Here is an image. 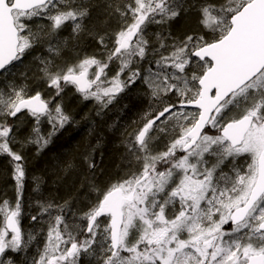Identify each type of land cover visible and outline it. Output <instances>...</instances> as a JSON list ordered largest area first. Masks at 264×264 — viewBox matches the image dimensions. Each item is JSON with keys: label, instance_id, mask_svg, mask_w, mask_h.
Masks as SVG:
<instances>
[{"label": "snow or ice", "instance_id": "snow-or-ice-1", "mask_svg": "<svg viewBox=\"0 0 264 264\" xmlns=\"http://www.w3.org/2000/svg\"><path fill=\"white\" fill-rule=\"evenodd\" d=\"M108 8L118 27L96 34L99 56L61 65L67 39L59 33L69 23L73 34L84 31L88 6L0 0V155L13 163L17 191L15 201L0 200V264H12L6 252L37 239L21 228L22 150H43L69 122L55 98L72 85L107 107L137 80L157 106L125 141L121 174L93 184L95 198L79 214L68 201L36 200L30 219L46 229L32 264H81L83 256L95 264H264V0H113ZM189 8L198 14L197 30L156 33L155 40L148 34L150 24ZM34 18L47 24L34 27ZM40 45L48 53L35 57L40 79L54 96L8 80L14 62ZM21 114L34 124L18 140Z\"/></svg>", "mask_w": 264, "mask_h": 264}, {"label": "trees", "instance_id": "trees-1", "mask_svg": "<svg viewBox=\"0 0 264 264\" xmlns=\"http://www.w3.org/2000/svg\"><path fill=\"white\" fill-rule=\"evenodd\" d=\"M76 2L82 3L83 0H76ZM196 2L197 0H185L187 4H195ZM111 3H113V0H86L85 3L83 2L89 9V15L84 20L85 30L79 35L70 36L72 32L69 33L71 28V24L69 23L63 28L66 31L59 33L61 39H67V46L62 49L60 57L57 58L56 62L58 64L75 63L85 55L96 54L99 56L103 49L101 50L100 47L96 46V34H104L117 28L115 25L117 20L110 15L108 8V5ZM183 13L185 17L184 21L188 22L187 26L192 28L195 25L198 29V19L195 16L197 14L196 10L189 8ZM153 25L156 32L159 30L158 33L162 35H167V32H171L172 36L175 35L171 30L173 25L171 20L164 25L150 24L149 26ZM148 34L150 35V32ZM30 54L31 56L21 66L12 71L10 81L17 84L26 83L30 89L39 88L45 95V84L40 79V72L38 70L39 61L35 57L47 56L48 53L46 48L40 45L34 48ZM144 65V63L140 65L142 76L144 69L147 67ZM24 67L26 68L24 69ZM3 80L5 78H1L0 76V87L5 86ZM133 84L134 88L131 90V86L128 85L126 92L130 91L129 94L133 97L134 104H122L116 110L113 120L110 115L104 116L99 121H95L91 115H89L88 119L82 117V124L79 126L80 133H67L62 138L55 140L52 146H50L49 142L39 152H37L35 145H28L22 150L25 176L30 180L29 183L24 181L21 200L22 209L25 207V215L36 213L35 202L38 199L50 200L56 204H63L65 201H68L71 212L79 214L95 198V194L91 190L93 184L103 187L107 181L116 179L121 174V170L124 167V143L131 134V127L141 117L150 114L154 110V107L157 106V102L148 94V89L141 80H137ZM69 93L78 96L70 88L66 87L64 88V93L55 99H61L62 102L60 103L62 107L69 111L70 116L72 115L76 119L80 117V113L75 114V111L81 112L83 108H75L74 111L69 110L68 103H65L68 102L66 98L71 97L70 95L67 96ZM18 123L19 131L17 139L23 140L31 133L34 119L27 114H21V120ZM45 124L49 123L46 121ZM91 124L92 127H88ZM40 127L41 132L47 134L42 129V123ZM84 130L87 132L82 134ZM162 143L163 138H158L156 144ZM14 147L19 149V145H15ZM86 157L91 159L95 164V168L90 169L88 167ZM13 171L14 166L10 157L0 155V200L7 199L13 202L17 198ZM37 183H39L38 192L34 191Z\"/></svg>", "mask_w": 264, "mask_h": 264}, {"label": "rangeland", "instance_id": "rangeland-1", "mask_svg": "<svg viewBox=\"0 0 264 264\" xmlns=\"http://www.w3.org/2000/svg\"><path fill=\"white\" fill-rule=\"evenodd\" d=\"M171 21L173 22L171 30L175 33V35L172 36L171 32H167L166 34L168 35L170 33L171 37H175V36L176 37H182L186 33V30H187V29L184 30V24L185 23L183 21V17L182 16H177L176 18L172 19ZM193 21L195 23V19ZM46 24H47V21L43 20L39 25H46ZM115 25H116V27H118V23L117 22H116ZM194 30H197L195 25L191 29H189L190 32L194 31ZM65 31L66 30L62 29L60 32L63 33ZM147 32L148 33L150 32V36L152 37L153 40H155V34L158 33L159 30L156 32V29H155V27L153 25V26H148ZM72 34H73V32L71 33L70 36H72ZM29 54H30V52L26 53L24 55L22 61L18 62V64H22L23 62H25L26 61V57L28 58ZM18 64L17 63L14 64V66L12 67V70L16 69ZM144 66H147V65L145 64ZM25 68L26 67H24V69ZM114 70H115L114 67L111 66L110 70L108 72V75L111 76ZM121 79L122 80L126 79V76L122 75ZM129 85L131 86V90H132L134 88V84L132 83V84H129ZM44 87L46 88V92H45V96L46 97H48L50 95L54 96L51 93V91H53L52 89H49L46 85H44ZM126 89H127V86L124 88V90L122 92L118 93L115 98H117V97L121 96L123 93H125ZM69 95L71 97H69V98L67 97L66 100L68 99V102H65V103H68V104L69 103L80 102L82 105H87V102H89V101L97 102L95 99H88L89 101L85 102L86 100L82 97V95H79V94H77L78 96H75V95L69 93L67 96H69ZM56 102H62V100L61 99H55L53 101V103H56ZM63 110L65 111L66 114L69 115V111L65 110L64 108H63ZM75 114H79V111H75ZM69 117L71 118L70 115H69ZM95 118H98V117L95 116ZM41 123H42V129L46 131V126L48 125V124H45L46 120H42ZM88 127H92V124L89 125ZM85 132H87V131L86 130L82 131V134H84ZM54 141H55V138H51L50 139V146L53 145ZM24 181H26V183L30 182V180L26 176H25V180ZM24 208L22 209V214H21V228H22V231L25 232V233L33 232L35 234H38L37 235V239L35 241H33L25 250L19 251V252H11V251H9V252H6L5 256H7L11 260H16L17 264H32V258L37 255V251H38L37 245L39 244V246L42 247V239H43L44 235H43V231H41V229L42 228L46 229V226H44L43 224L37 223L36 221H32L30 219V217L33 214L25 215ZM86 208L87 207H85L84 210H86ZM70 215H71V212H69V216ZM45 219H47V217H45ZM0 220H2V217H0ZM226 227H229V226L226 225ZM81 264H95V260L92 257L84 256L83 259H82Z\"/></svg>", "mask_w": 264, "mask_h": 264}, {"label": "bare ground", "instance_id": "bare-ground-1", "mask_svg": "<svg viewBox=\"0 0 264 264\" xmlns=\"http://www.w3.org/2000/svg\"><path fill=\"white\" fill-rule=\"evenodd\" d=\"M83 2L85 3L86 0H83ZM82 2V3H83ZM195 14V13H194ZM179 16H182L183 17V21L185 20V17H184V13L182 12ZM195 16H197V14H195ZM190 18V17H189ZM188 18V19H189ZM184 30L186 29H190L191 27L190 26H187L188 22L184 21ZM72 32V29L70 28L69 30V33ZM186 32H189V30H186ZM80 34V33H79ZM83 35H85V33H83ZM87 35V34H86ZM72 36H76L75 34H72ZM97 44V42H96ZM97 47L98 44L96 45ZM102 50V48H100ZM32 52V50L30 51V53ZM31 54H29L28 57H30ZM26 60H27V57H26ZM18 64V62H14V64ZM21 66V64H18L17 65V68ZM16 68V69H17ZM15 70V69H13ZM12 70V71H13ZM3 76H1L2 78ZM8 80H11V75L8 76ZM3 83H6L5 80H3ZM74 87V86H73ZM66 88V87H65ZM67 88H70L72 89L71 86H67ZM75 88V87H74ZM130 91H127L125 93H123L121 96L113 99V101L111 103H109L107 105V107H101L100 104L98 102H93V101H89V100H86L85 102H87V105H82L80 102H76L74 104H71L69 103L68 106H69V110H72L74 111V109L76 108H83L80 113V117L79 118H76L74 119L73 116L71 115V118L69 120L68 123H66L62 128H59L52 136L53 138H55V140H57L58 138H62L65 134L67 133H73V134H76V133H80L81 130H80V124L81 123V118L83 117L84 119H88L89 118V115L92 116V118L95 119V121H99L101 120L104 116L106 115H110L111 116V119L113 120L115 118V112L116 110L121 107L122 104H134V99L133 97L129 94ZM75 105V106H73ZM82 105V106H81ZM80 106V107H79ZM95 116H97L98 118H95ZM145 117H141V119L139 121L136 122V124H134L132 127H131V133L134 132L135 129H137L142 123H143V119ZM83 128V127H82ZM51 131V127L50 125L48 124L46 126V132H50ZM158 147H162V144H156ZM37 156V155H36ZM40 156V155H38Z\"/></svg>", "mask_w": 264, "mask_h": 264}, {"label": "flooded vegetation", "instance_id": "flooded-vegetation-1", "mask_svg": "<svg viewBox=\"0 0 264 264\" xmlns=\"http://www.w3.org/2000/svg\"><path fill=\"white\" fill-rule=\"evenodd\" d=\"M43 20H40V19H35L34 18V20H33V26L35 27L36 25H39L41 22H42ZM68 86H71L72 87V92H75L76 94H79V95H81L80 93H78L76 90H75V88L72 86V85H68ZM53 90V89H52ZM51 93L53 94V95H55V92H54V90L53 91H51ZM64 93V91L61 93V94H63ZM84 257V256H83ZM83 257H82V259H83ZM5 259H9L7 256H5L4 257ZM81 262H82V260H81ZM12 264H17L16 263V260H12Z\"/></svg>", "mask_w": 264, "mask_h": 264}]
</instances>
